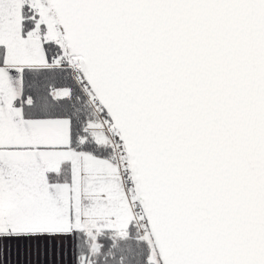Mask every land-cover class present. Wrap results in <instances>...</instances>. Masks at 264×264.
I'll return each instance as SVG.
<instances>
[{"label":"snow or ice","instance_id":"6c2138e0","mask_svg":"<svg viewBox=\"0 0 264 264\" xmlns=\"http://www.w3.org/2000/svg\"><path fill=\"white\" fill-rule=\"evenodd\" d=\"M0 264H264V0H0Z\"/></svg>","mask_w":264,"mask_h":264}]
</instances>
